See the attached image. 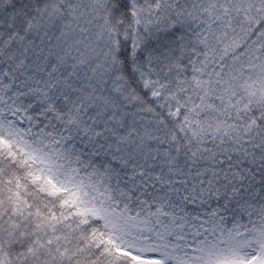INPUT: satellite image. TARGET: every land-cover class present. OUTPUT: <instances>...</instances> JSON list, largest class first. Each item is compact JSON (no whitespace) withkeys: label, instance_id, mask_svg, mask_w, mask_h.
Returning a JSON list of instances; mask_svg holds the SVG:
<instances>
[{"label":"snow or ice","instance_id":"obj_1","mask_svg":"<svg viewBox=\"0 0 264 264\" xmlns=\"http://www.w3.org/2000/svg\"><path fill=\"white\" fill-rule=\"evenodd\" d=\"M0 264H264V0H0Z\"/></svg>","mask_w":264,"mask_h":264}]
</instances>
